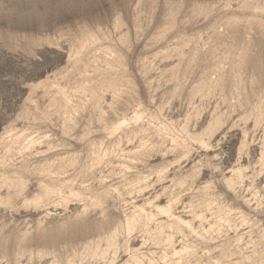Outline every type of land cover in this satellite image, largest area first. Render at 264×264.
<instances>
[{"label": "rangeland", "instance_id": "374dc122", "mask_svg": "<svg viewBox=\"0 0 264 264\" xmlns=\"http://www.w3.org/2000/svg\"><path fill=\"white\" fill-rule=\"evenodd\" d=\"M0 264H264V0H0Z\"/></svg>", "mask_w": 264, "mask_h": 264}]
</instances>
